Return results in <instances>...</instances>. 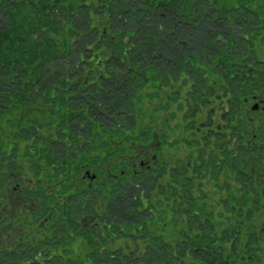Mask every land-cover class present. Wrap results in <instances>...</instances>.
<instances>
[{
	"label": "trees",
	"instance_id": "trees-1",
	"mask_svg": "<svg viewBox=\"0 0 264 264\" xmlns=\"http://www.w3.org/2000/svg\"><path fill=\"white\" fill-rule=\"evenodd\" d=\"M158 24L181 31L164 52L190 45L170 51L180 68L156 64ZM253 38L264 0H0V228L18 227L0 264H264V126L254 139L243 118ZM179 69L200 84L185 121L202 142L180 138L190 155L172 168L118 171L151 141V102ZM219 91L228 112L213 129L200 110ZM26 166L41 180L17 198ZM85 166L102 180L83 184Z\"/></svg>",
	"mask_w": 264,
	"mask_h": 264
},
{
	"label": "rangeland",
	"instance_id": "rangeland-1",
	"mask_svg": "<svg viewBox=\"0 0 264 264\" xmlns=\"http://www.w3.org/2000/svg\"><path fill=\"white\" fill-rule=\"evenodd\" d=\"M237 50H238V47L236 46V54H235L236 60L239 59V56H242L243 52H245V48H243L242 50L239 49L240 50L239 52ZM259 56H261V55H259ZM258 58L260 60H262V59H264V55L262 57H258ZM184 75L185 76L184 77L182 76L177 82H175L174 79L172 80V82H170L171 86H173V88H178V90H179V93L177 95V97H178L177 101H172V102L169 101L170 103L165 104L164 100H163V97H164L163 94H164V92L169 94L171 92V87L170 86H161V88L159 89L160 98H155V99H153V103L151 102V108L153 107V109L155 110V112L152 114V124H151L152 130H153L152 132L154 134H156V132H157V134H159L160 136H164V144H163L164 147L160 146V149H159V156L158 157L161 158V161L158 162L159 168H168L169 169V168H172L175 165V163L178 164L177 161L184 162L185 160L188 159L191 149H189L184 144V142L182 141L183 139L186 138V139L192 141L191 144L196 145V146L198 145L197 141L201 139L200 136L191 137V131H189V132L186 131V129L188 127V125H187L188 123H186V121L187 122L189 120L191 121V119H188V116H191V112H189V110H188V101H190V102L193 101L190 99L194 98V96H195L194 94L196 92V89L197 88L200 89V88L198 87V85H195L196 83L197 84H199V83L194 80L195 77L192 73H190L188 71ZM202 78L204 79V75H202ZM182 80H184L183 84H182ZM186 81H188V82L186 83ZM193 83H194L196 88L193 87ZM221 94H222V92L219 91L215 95L208 97L209 103L206 107H203L200 105L201 106L200 118H202L201 120L208 119L209 112H211L210 119L213 122V125H212L213 129L226 124L225 118H222V114L228 112V103L227 102L229 100V97L228 96L227 97H221L222 96ZM219 96H220V98H219ZM198 105H199V102H198ZM243 109H244L243 111H245V112H244V116L243 115L242 116L249 124L250 134L254 139H258L259 133H263V132L260 130L258 131L257 129H260L262 126H264V117L261 118L260 120H257L255 123L249 122L248 121V116H249L248 112L250 110H249V107L247 105V102L244 103ZM259 116H261V115H259ZM185 118L187 119L186 121H185ZM200 126H202V124L199 125L198 122L195 123L196 128H200ZM153 133H152V135H153ZM180 138H183V139L180 140ZM201 142L199 144L200 146H201ZM140 144H142V143H139V145L132 144V146H131L132 149H130L129 153L122 152L121 154H119V156H120L119 158H115L116 160H114L112 162L113 164L116 162H117V164L119 162L122 163L123 161H125V159L128 161L127 165H120V168L118 169V171L128 169V171H130L132 173L131 169L133 170V168H130L131 164L129 163V158L130 159L135 158L136 153H138V152H141V153L145 154L146 156H148V149L151 148V145L152 146L154 145V147L157 145L156 140L154 141V144H153V142L151 143V141L146 145H140ZM194 148H196V147L194 146ZM200 153L204 156V158L207 156L206 155L207 153H206V151H204V149H202V151ZM198 156H199V154H197L196 158ZM24 162L26 163V161H24ZM23 169H24L23 176L22 177H14V178H12V181H10V183H9L10 187L15 189V192L18 193L16 195L17 198H18L19 192L21 190H23V188L29 187V186H30V188H32V184L36 180L40 179V178L36 179V178H33L31 176L32 170L29 171V169H30L29 167L26 166ZM102 169H103V173H104L103 175H106V174L109 175L108 177H105V180H111L110 177L113 174L110 172L111 163H107L106 165H104V168H102ZM135 169L137 170V168H135ZM151 169L152 168H149L148 170H143L140 173H143L144 171H149ZM51 170H52V168H47L44 164H42L41 168H40V171H41L40 173L42 175L48 174L51 172ZM98 179H102V178L99 177ZM165 179H166V176L163 178V180H165ZM45 182H46V178H45ZM16 190H19V191H16ZM26 198L28 199V196H26ZM33 200H27V203H29L31 205L34 202ZM33 206H34V204H33ZM17 232H18V227L12 228L10 225H6V224L3 225L0 228V241H2L5 244L9 243L8 241L16 238Z\"/></svg>",
	"mask_w": 264,
	"mask_h": 264
},
{
	"label": "flooded vegetation",
	"instance_id": "flooded-vegetation-1",
	"mask_svg": "<svg viewBox=\"0 0 264 264\" xmlns=\"http://www.w3.org/2000/svg\"><path fill=\"white\" fill-rule=\"evenodd\" d=\"M175 26L180 25V22H174ZM157 36L155 39V61L156 64L159 63V58H161L162 61L166 64H171L173 67H176L177 64L173 63L174 57L172 54L179 55L178 53L170 52L172 50L173 45L171 46L170 40L167 39L166 46L169 47L168 52H164V48L161 46L163 37L167 35L170 37V33L175 34L181 32L180 30L172 31H164L159 26H156ZM183 32H187V29H185ZM162 38V39H161ZM162 40V41H161ZM161 42V45H160ZM170 44V45H169ZM189 51L191 49L189 44H186L185 42L180 43V41L176 40V45L173 47L174 51H177L179 48H181ZM162 52V53H161ZM261 55V56H259ZM264 55V38H253L251 40V44L248 47V58H247V76H248V86H247V99L245 102H247V105L249 107V116L248 121L255 123L257 120H260L264 117V59L260 60L258 57H262ZM178 67V66H177ZM180 68V67H178ZM174 71V70H173ZM185 70H178L180 75H183ZM158 73V71H157ZM184 76V75H183ZM158 82V80H157ZM171 91L173 89V86H171ZM156 98H160L159 91ZM164 98V97H163ZM172 102V101H170ZM261 115V116H259ZM156 140L157 145L154 147V145H151V148L148 149V156L145 154L138 152L136 153L135 158L130 159L129 163L131 164L130 168L133 174H138L142 172L143 170H148L149 168H159L158 162L161 161V158L159 156V149L160 146L164 147V136H160L159 134L152 135L151 143ZM107 152V151H106ZM125 153H129L128 151H125ZM100 167H94L90 168L85 166L82 168V173L80 174L81 180L83 184L90 185L91 183L97 181H101L102 179H98L97 172ZM137 168V170L135 169ZM128 171V169L124 170ZM122 174V173H121ZM109 175L106 174L105 177H108ZM112 180H116L118 178V175H111L110 177ZM109 178V179H110ZM105 179V178H103Z\"/></svg>",
	"mask_w": 264,
	"mask_h": 264
}]
</instances>
